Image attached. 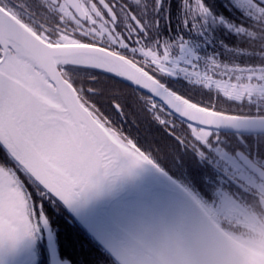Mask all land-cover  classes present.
Here are the masks:
<instances>
[{"label":"snow or ice","instance_id":"obj_1","mask_svg":"<svg viewBox=\"0 0 264 264\" xmlns=\"http://www.w3.org/2000/svg\"><path fill=\"white\" fill-rule=\"evenodd\" d=\"M226 6L244 19L212 0H0V264L48 227L46 200L79 212L146 181L107 240L117 264H264V0ZM213 26L236 36L229 62L185 35ZM186 157L208 194L162 162Z\"/></svg>","mask_w":264,"mask_h":264},{"label":"trees","instance_id":"obj_2","mask_svg":"<svg viewBox=\"0 0 264 264\" xmlns=\"http://www.w3.org/2000/svg\"><path fill=\"white\" fill-rule=\"evenodd\" d=\"M217 12L224 14L229 19L241 22L244 17L238 9H230L226 6V0H212ZM176 19L173 16V26ZM193 43L197 45V50L202 54L215 52L219 56L221 63L229 62L233 59L231 53L225 52L219 44L223 40L225 43H235L236 36L224 27L213 26L211 31L203 34L185 33ZM231 66V65H230ZM241 66H244L241 64ZM190 95L195 94V89H189ZM228 107V105H223ZM0 158H5L0 151ZM45 214L55 233L56 245L59 255L68 260L70 264H117L103 250L101 246L73 219L68 215L65 208L57 201L52 203L45 201ZM45 264H48L45 263Z\"/></svg>","mask_w":264,"mask_h":264},{"label":"water","instance_id":"obj_3","mask_svg":"<svg viewBox=\"0 0 264 264\" xmlns=\"http://www.w3.org/2000/svg\"><path fill=\"white\" fill-rule=\"evenodd\" d=\"M151 190V182L146 181L141 188H125L116 195L94 201L79 212L69 209L62 202L61 204L115 260L107 246V240L123 234L127 218L137 211L138 206L148 198Z\"/></svg>","mask_w":264,"mask_h":264},{"label":"flooded vegetation","instance_id":"obj_4","mask_svg":"<svg viewBox=\"0 0 264 264\" xmlns=\"http://www.w3.org/2000/svg\"><path fill=\"white\" fill-rule=\"evenodd\" d=\"M177 87H179L177 85ZM180 88V87H179ZM184 91V88H181ZM186 92V91H185ZM235 107V106H233ZM138 123L140 125L139 132L141 135V138L147 137L149 141L153 140L154 138L158 137H163V131L159 129L156 125L152 124L150 120L147 119L145 114H141L138 118ZM235 143V141H233ZM237 147H239L237 145ZM161 156L164 157L165 153H161ZM162 162L167 164L168 170L170 174L179 179H185L186 181L190 182L193 184L197 189H199L201 192H204L205 194H208L206 191V187L201 184V177L203 176V180L205 182V185L207 183H210L208 180V176L204 175V170L200 169L196 162L190 158H184V163L183 165L176 164L170 159L165 158ZM216 185L217 186H224L226 188L230 189H235V184L232 183L231 181H228L226 179H220L218 176L214 177ZM215 189H213L214 191ZM33 253L30 252V256ZM37 259H35L36 261ZM24 262L27 264H31L32 260L31 259H25ZM22 264V263H21Z\"/></svg>","mask_w":264,"mask_h":264},{"label":"rangeland","instance_id":"obj_5","mask_svg":"<svg viewBox=\"0 0 264 264\" xmlns=\"http://www.w3.org/2000/svg\"><path fill=\"white\" fill-rule=\"evenodd\" d=\"M193 46L195 47V48H197V46L195 45V44H193ZM197 50V49H196ZM44 232H45V236H46V238H47V244H49L50 245V247H51V249H52V251H53V254H55V258H56V261H53V264H66V262H67V264H70V263H68V261L67 260H65V259H61L60 257H59V255H58V253H57V250H56V244H55V240H54V235H53V231H52V229H51V225L50 224H48V227L47 228H44ZM37 242L35 241L34 243H32L31 245H30V247L32 248V246L34 247V252H35V254L37 255L38 254V252H37V250H36V248H37V244H36ZM21 253H23V250L21 251ZM18 259H20V257L18 256V254L17 255H15V256H13V257H9L8 259H7V261H6V264H16V262L18 261Z\"/></svg>","mask_w":264,"mask_h":264}]
</instances>
